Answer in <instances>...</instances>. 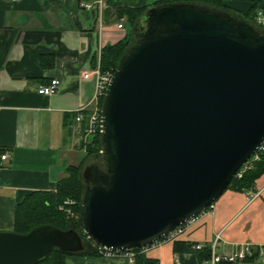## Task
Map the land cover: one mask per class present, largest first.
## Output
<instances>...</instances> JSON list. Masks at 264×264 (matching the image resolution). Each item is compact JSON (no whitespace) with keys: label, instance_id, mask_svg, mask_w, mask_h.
<instances>
[{"label":"water","instance_id":"obj_1","mask_svg":"<svg viewBox=\"0 0 264 264\" xmlns=\"http://www.w3.org/2000/svg\"><path fill=\"white\" fill-rule=\"evenodd\" d=\"M102 104L103 160L80 212L95 244L156 243L203 213L264 142V33L230 11L161 3L138 18ZM84 249L75 229L0 231V264Z\"/></svg>","mask_w":264,"mask_h":264},{"label":"crops","instance_id":"obj_2","mask_svg":"<svg viewBox=\"0 0 264 264\" xmlns=\"http://www.w3.org/2000/svg\"><path fill=\"white\" fill-rule=\"evenodd\" d=\"M156 0H0V231H13L15 210L35 190L55 191L70 165L83 162L88 139L76 109L94 95L104 47L130 31L119 7H143ZM85 4H90L87 8ZM239 12L264 0H226ZM122 22L124 28H119ZM52 78V95L38 92ZM9 153L8 159L1 155ZM253 192L259 195L249 200ZM217 234L218 251L233 253L245 243L264 245V174L254 187L227 189L179 239L208 247ZM193 244V245H194ZM159 264H200L194 252L161 241L147 252ZM67 264H135L127 257L75 253ZM245 264H264L259 258Z\"/></svg>","mask_w":264,"mask_h":264},{"label":"trees","instance_id":"obj_3","mask_svg":"<svg viewBox=\"0 0 264 264\" xmlns=\"http://www.w3.org/2000/svg\"><path fill=\"white\" fill-rule=\"evenodd\" d=\"M226 0H156L152 5L161 3H175V2H196L199 4H205L212 7L227 10L237 15L244 21L254 25L261 33H264V26L257 24L255 16L257 13V4L251 6L247 12H239L237 10L229 8L225 4ZM143 7H119L117 9V15L121 18H126L127 23H130V31L126 34L125 38L121 41L111 44L103 48L100 58V69L103 73L111 70L113 73L117 69L122 56L130 49L133 43L138 38V32L135 29L138 18L152 6ZM102 96L100 98V106L103 104ZM90 111L85 114V120L83 126L88 122V116ZM77 115V113H76ZM86 156L83 162L79 165H70L67 169V173L57 182V188L55 191L51 190H35L27 194L22 202L18 203L15 210V225L14 232L28 233L33 228L40 225H53L60 229H75L77 230L84 242V249L79 252H65L60 248L55 247L46 259L36 264H67V257L75 253L95 254L98 255L97 245L88 238L85 234L82 223L80 220L81 206L83 202V195L86 188V184L83 181L82 174L85 165L90 162L97 161L99 158L103 160V153L101 150L104 148L103 134L98 133L92 135L84 142ZM105 161L103 160V163ZM101 165V163H100ZM105 165V163H104ZM264 174V153L261 158L254 163V166L247 169L242 176H235L231 184L227 189H234L237 191L245 192L254 187L256 181ZM226 189V190H227ZM67 197H73L78 200V206L76 208L78 213L77 219L68 218L63 212L58 209V206ZM194 243L177 239L174 241V247L177 251L194 252L199 261L209 258L210 250L205 247L197 250L193 248ZM139 250V249H136ZM257 258V255L248 257L247 260ZM135 264H159L157 259L151 258L147 253H138L135 258Z\"/></svg>","mask_w":264,"mask_h":264},{"label":"built area","instance_id":"obj_4","mask_svg":"<svg viewBox=\"0 0 264 264\" xmlns=\"http://www.w3.org/2000/svg\"><path fill=\"white\" fill-rule=\"evenodd\" d=\"M16 2L18 0H11ZM87 8H90V4H85ZM255 21L257 24L264 26V11L262 9H257V13L255 16ZM119 28H124V24L120 22L118 24ZM96 74V84L94 95L88 105H81L76 109V121L83 124L85 120V114L89 110L88 122L85 126L82 125L80 128V132L86 137L89 138L92 135L103 133V117H102V107L100 106V98L105 95L108 84L113 76V72L111 70L103 73L98 67L94 70ZM60 80L58 78H52L49 83L41 85L38 89V92L43 95H52L59 90ZM103 153V149L101 150ZM264 153V142L260 145L258 150L254 153V155L241 167L238 171L237 176H242V174L247 170L254 166V163L261 158V155ZM9 153L5 152L1 155L3 160L8 159ZM259 195L258 192H253L250 194V198L254 199ZM78 200L73 197H67L61 202L58 206V209L63 212L70 219H77L78 213L77 208ZM196 217L191 218L185 223L177 226L174 230H172L163 241H175L179 239L182 235L188 232L190 227L195 223ZM221 238L220 234H217V237L214 242L210 245L205 246L203 243H196L193 245L194 249L200 250L207 247L210 250V256L207 259H204L200 262V264H245L248 257H252L257 255V258L262 259L264 261V245L262 244H253V243H245L239 250L233 253H221L218 251V241ZM157 243L152 245L133 248L129 250H112L103 246H97L98 255L104 257H127L132 261H135L136 255L138 253H147L150 248L155 247ZM139 249V250H136Z\"/></svg>","mask_w":264,"mask_h":264},{"label":"rangeland","instance_id":"obj_5","mask_svg":"<svg viewBox=\"0 0 264 264\" xmlns=\"http://www.w3.org/2000/svg\"><path fill=\"white\" fill-rule=\"evenodd\" d=\"M128 24H130V23H128ZM128 26H129V28H130V25H128ZM98 160H99V161H100V163H101V165H100V166H101L102 168H105V165H104V163H105V162L103 163V160H102V158H101V159L99 158ZM100 163H99V164H100Z\"/></svg>","mask_w":264,"mask_h":264}]
</instances>
